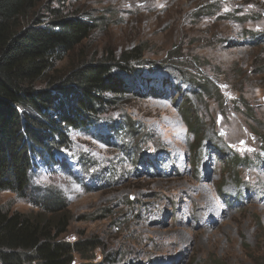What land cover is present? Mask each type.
I'll use <instances>...</instances> for the list:
<instances>
[{
    "label": "rangeland",
    "instance_id": "1",
    "mask_svg": "<svg viewBox=\"0 0 264 264\" xmlns=\"http://www.w3.org/2000/svg\"><path fill=\"white\" fill-rule=\"evenodd\" d=\"M53 11L95 22L59 75L80 56L141 51L136 81L117 75L127 93L101 119L124 138L74 133L71 172L36 175L26 197L1 193V208L58 202L74 264H264V203L237 204L264 191V0H43L33 14L46 25ZM154 156L159 174L146 169Z\"/></svg>",
    "mask_w": 264,
    "mask_h": 264
},
{
    "label": "trees",
    "instance_id": "2",
    "mask_svg": "<svg viewBox=\"0 0 264 264\" xmlns=\"http://www.w3.org/2000/svg\"><path fill=\"white\" fill-rule=\"evenodd\" d=\"M42 1L0 0V195L11 192L26 197L31 178L41 169L67 172L65 156L72 135L102 128L101 119L112 103L108 97L127 93L118 74L132 83L138 77L134 72L141 59L138 49L118 59L80 56L74 67L59 75L56 65L90 38L95 22L53 11L54 18L44 25L33 14ZM40 83L45 88H37ZM200 93L210 95L205 86ZM189 125L192 136L202 137L195 122ZM108 130L114 138H124L123 126L115 124ZM231 163L244 167L245 162L231 159ZM50 203L35 200L47 214L31 215L7 212L0 206V264H74V247L59 243L68 219L52 217L58 202Z\"/></svg>",
    "mask_w": 264,
    "mask_h": 264
},
{
    "label": "clouds",
    "instance_id": "3",
    "mask_svg": "<svg viewBox=\"0 0 264 264\" xmlns=\"http://www.w3.org/2000/svg\"><path fill=\"white\" fill-rule=\"evenodd\" d=\"M34 177H35V176H34ZM32 178H33V177H32ZM32 178H31V180H32ZM30 186H31V181H30L29 187H28V189H27V191H26V194H27V192L29 191ZM47 197H50V196H47Z\"/></svg>",
    "mask_w": 264,
    "mask_h": 264
}]
</instances>
